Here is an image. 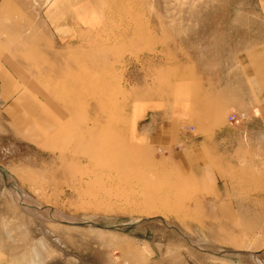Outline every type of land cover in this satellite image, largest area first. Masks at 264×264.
<instances>
[{"label": "rangeland", "instance_id": "374dc122", "mask_svg": "<svg viewBox=\"0 0 264 264\" xmlns=\"http://www.w3.org/2000/svg\"><path fill=\"white\" fill-rule=\"evenodd\" d=\"M53 1L0 0V38L72 112L45 144L0 127V264H264V200L242 228L220 220L186 193L182 151L150 146L136 110L260 40L261 0H98L99 23L57 50L60 66Z\"/></svg>", "mask_w": 264, "mask_h": 264}, {"label": "crops", "instance_id": "0c3cea01", "mask_svg": "<svg viewBox=\"0 0 264 264\" xmlns=\"http://www.w3.org/2000/svg\"><path fill=\"white\" fill-rule=\"evenodd\" d=\"M100 9L98 0L53 1L45 20L57 48V66V50L81 48L82 32L99 23ZM259 9L264 26V0ZM25 68L17 50L0 38V127L5 123L31 143L45 144L72 112L45 80ZM170 82L165 98L139 99L137 122L145 123L150 146L182 151L186 193L191 190L199 195L196 201L211 202L220 220L242 228L251 214L249 204L264 200L253 194L264 192V35L217 70L209 68L208 75ZM157 100H163L160 107L153 103ZM240 113L245 121L229 120ZM158 258L153 261H165ZM211 264L242 263L223 258Z\"/></svg>", "mask_w": 264, "mask_h": 264}, {"label": "built area", "instance_id": "2783aa9c", "mask_svg": "<svg viewBox=\"0 0 264 264\" xmlns=\"http://www.w3.org/2000/svg\"><path fill=\"white\" fill-rule=\"evenodd\" d=\"M246 119V115L244 113H240V114H233L229 117V120L234 121V120H239V121H243Z\"/></svg>", "mask_w": 264, "mask_h": 264}, {"label": "bare ground", "instance_id": "6f19581e", "mask_svg": "<svg viewBox=\"0 0 264 264\" xmlns=\"http://www.w3.org/2000/svg\"><path fill=\"white\" fill-rule=\"evenodd\" d=\"M187 236H189L190 238H191V240L193 241V242H199V243H201V244H204V243H206L207 244V242H205L203 239H199V238H197L196 236H193V235H191V234H187ZM260 253V255H258V256H264L263 254H264V252H259ZM260 258V257H259ZM258 258V259H259ZM257 259V258H256ZM262 259H260V261H261Z\"/></svg>", "mask_w": 264, "mask_h": 264}]
</instances>
